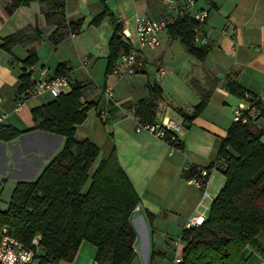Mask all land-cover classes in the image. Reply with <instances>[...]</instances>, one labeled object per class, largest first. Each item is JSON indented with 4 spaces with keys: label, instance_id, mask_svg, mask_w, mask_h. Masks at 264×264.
Here are the masks:
<instances>
[{
    "label": "crops",
    "instance_id": "obj_1",
    "mask_svg": "<svg viewBox=\"0 0 264 264\" xmlns=\"http://www.w3.org/2000/svg\"><path fill=\"white\" fill-rule=\"evenodd\" d=\"M174 1L177 8H183L186 0ZM164 2L104 0L117 20L132 19L137 14L168 20L176 13L167 11ZM9 4V0H0V37L27 24L37 25L41 41L34 45L38 61L34 64L36 71L31 78H40L39 69H45L43 80H49L55 76L57 66L63 64L70 84L83 86L80 102L93 101L94 106L87 111L85 120L75 125L74 137L78 141L88 140L99 148L97 162L114 150L120 167L139 197L132 217L136 258L140 264H163L168 252L174 250L172 239L181 235L191 216L203 214L207 217L213 198L224 185L219 150L233 123V108L239 101L229 92L227 82L236 79L246 92L264 96V0H195L186 15L208 11V18L197 30L210 45L202 62L181 49L175 55L171 50L175 41H171L166 30L160 33L168 49L160 48L157 53L162 56L161 61L166 55L174 56L177 61L175 67L180 73L172 75L162 64L157 66L156 71L163 69L164 75L161 78L156 75L159 81L155 83L160 86L162 94L154 101L152 120L160 121L167 117L181 124L177 134L179 147H171L146 131L135 130L141 121L136 114L138 103L149 99L147 84L152 82L146 75L147 53L142 51L133 74L118 76L110 73L105 76L107 43L113 27L107 19L98 26L88 25L101 12L99 0H65L66 23L83 19V25L79 32L69 34L57 45L49 40L54 27L46 23L41 4L32 2L29 6L8 12ZM87 30L96 33V42L82 50L75 40ZM117 36L130 47L132 42L124 37L122 25ZM26 57L27 48L24 46L16 45L10 53L0 48V125L10 126L19 132L10 140L0 139V211L8 208L16 185L35 181L65 143V138L60 135L34 128L31 109L54 98L47 91L24 98V92L18 91L22 61ZM99 57L102 59L99 69L102 74L96 78L94 67ZM117 63L118 59L113 66ZM142 75L146 77H140ZM136 76L141 78L138 83L133 81ZM214 77L217 82L206 106L189 123L185 122L182 112L192 115L201 98L190 81L195 79L207 88ZM109 85L113 92L112 100L103 90ZM103 108L109 113L104 121L98 116ZM251 127L252 130L264 131V117L252 122ZM215 161L218 169L210 179L208 197L203 198L201 190L188 183L189 174L184 167L187 164L209 167ZM147 213L152 215L150 222ZM256 243L263 251L247 245L243 250L247 264H264V230L257 234ZM152 251L157 255L151 259ZM167 264H172V260Z\"/></svg>",
    "mask_w": 264,
    "mask_h": 264
},
{
    "label": "trees",
    "instance_id": "obj_2",
    "mask_svg": "<svg viewBox=\"0 0 264 264\" xmlns=\"http://www.w3.org/2000/svg\"><path fill=\"white\" fill-rule=\"evenodd\" d=\"M7 11L32 2L41 4L46 23L54 27L49 35L57 45L69 34L79 32L83 19L66 23L65 0H9ZM102 9L88 23L98 26L107 19L113 27L107 43L108 54L105 76L111 73L114 62L129 49L121 40V24L99 0ZM198 21L183 15L166 26L171 39H177L185 51L197 61H204L210 45L195 41ZM41 41L37 25L27 24L2 38L0 48L7 53L16 45L27 48L22 61L23 70L19 92L32 87L26 68L37 61L34 45ZM63 64L58 65L55 76L66 75ZM217 79L212 78L207 88L192 79L190 85L200 95V102L192 115L182 112L189 123L206 106ZM149 99L138 103L136 114L142 123H152L154 101L162 90L157 83L147 84ZM83 86L72 83L69 92L47 104L31 109L34 128L65 138L62 150L32 182L16 185L8 208L0 211V231L8 233L25 245L38 235L39 263L60 264L73 261L82 242L92 244L96 264H131L136 258V233L132 217L139 197L125 172L120 167L114 150L97 162L99 148L88 140L75 139V125L81 124L93 101L80 102ZM231 94L240 98L246 92L237 82H227ZM264 91V85H263ZM252 122L232 123L219 150V166L225 177L222 189L213 198L208 215L201 226L182 231L183 248L178 264H247L243 250L256 243V236L264 230V131L252 130ZM18 131L0 125V139L10 140ZM175 146H178L176 144ZM148 221L152 215L147 213ZM1 237V232H0ZM157 255L152 251L150 258Z\"/></svg>",
    "mask_w": 264,
    "mask_h": 264
},
{
    "label": "built area",
    "instance_id": "obj_3",
    "mask_svg": "<svg viewBox=\"0 0 264 264\" xmlns=\"http://www.w3.org/2000/svg\"><path fill=\"white\" fill-rule=\"evenodd\" d=\"M195 0H186L183 8H177L174 0H165L164 4L166 10L174 12L168 20H159L146 17L143 15H134L132 19L120 18L118 22L122 25V33L126 39L132 42L129 49L118 57V63L113 66L111 73L114 75L133 74L135 67L139 63L140 55L144 50H153L160 45V33L166 30V26L172 23L176 17L186 15L187 9L193 6ZM198 23L203 25L208 18V11H201L193 15ZM195 41L201 45L207 44V39L204 35L198 33L195 36ZM85 64L86 57L83 58ZM36 71L35 65L26 68L25 73L30 76L32 87L26 89L23 93L24 98H28L44 91L49 92L53 98H57L71 89L70 80L67 75L54 76L49 80H43L46 74L45 69H39L40 78L33 79L31 75ZM158 78L164 75V70L157 71ZM104 92L108 99L112 100L113 92L111 87L106 86ZM107 109L99 111V119L104 121L108 115ZM3 116H1L2 118ZM264 117V96L252 95L245 92L239 98L238 103L233 108V123L246 124L254 122ZM182 128L181 124H176L170 118L164 117L160 121H153L152 123L139 122L136 125V131H146L153 136L164 140L171 147H174L178 142V132ZM218 169V163L215 161L209 167H200L196 165L187 164L184 167L185 172L189 174L188 183L197 187L202 192V197H208V187L210 179L214 172ZM205 215L196 214L191 216L184 225L183 230H189L199 227L205 220ZM0 237V264H40L39 263V239L36 235L30 242V245H25L18 239L14 238L8 233L6 227L1 229ZM174 246L175 257L172 264L181 262V250L183 248L182 234L172 239Z\"/></svg>",
    "mask_w": 264,
    "mask_h": 264
},
{
    "label": "rangeland",
    "instance_id": "obj_4",
    "mask_svg": "<svg viewBox=\"0 0 264 264\" xmlns=\"http://www.w3.org/2000/svg\"><path fill=\"white\" fill-rule=\"evenodd\" d=\"M158 16H154V15H150V18H157ZM104 29V28H103ZM6 32V31H4ZM5 35L8 33H4ZM96 33H91L88 30L87 31H83L77 38H76V44L80 47L83 48L82 50H86V48H88V46L94 44L96 42ZM165 33H163L164 35ZM162 35V34H161ZM161 35H160V47L156 48L155 50H144V53H147L149 58L146 62V75L149 78L150 81L155 82L157 79L156 77V68L157 66L161 65L164 66L165 68L169 69L171 74L173 75V73L178 72L180 73L175 65H177V61L176 58L172 55H166L164 60L161 61V57L160 54H158L157 52L159 51L160 48H164V49H168V45H165L166 43H164L161 40ZM4 36V35H1ZM2 39V37H0V40ZM73 40H71L72 42ZM171 41H175L172 45V51H174L175 55H177L180 51V49L184 52L185 49L183 48V46L180 44V42L177 39H172ZM85 48V49H84ZM82 52V51H81ZM160 57V59H159ZM99 60H97V63L95 64L94 67V77L96 76V78H99L102 74V71H100V63H101V57L98 58ZM174 68V69H173ZM175 70V71H174ZM146 75H142L140 77H146ZM141 78H139L138 76H136L133 81L135 83H138L139 80ZM113 81V80H112ZM159 81V80H158ZM110 86V85H109ZM111 87V86H110ZM8 200V199H6ZM95 253H96V249L95 247L88 243V242H83V244L81 245L80 249L77 252L76 257L74 258L73 261L71 262H61L60 264H96V262L94 261V257H95ZM175 257V251L171 250V252H168L167 256L164 258L163 260V264H167L169 263L171 260H173ZM181 257V254H180ZM169 261V262H168ZM131 264H140L138 262V259L136 258L135 260H133V262Z\"/></svg>",
    "mask_w": 264,
    "mask_h": 264
},
{
    "label": "water",
    "instance_id": "obj_5",
    "mask_svg": "<svg viewBox=\"0 0 264 264\" xmlns=\"http://www.w3.org/2000/svg\"><path fill=\"white\" fill-rule=\"evenodd\" d=\"M218 78H222V75H218Z\"/></svg>",
    "mask_w": 264,
    "mask_h": 264
}]
</instances>
